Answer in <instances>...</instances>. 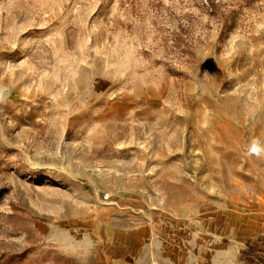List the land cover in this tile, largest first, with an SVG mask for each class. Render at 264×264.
<instances>
[{
	"label": "rangeland",
	"instance_id": "374dc122",
	"mask_svg": "<svg viewBox=\"0 0 264 264\" xmlns=\"http://www.w3.org/2000/svg\"><path fill=\"white\" fill-rule=\"evenodd\" d=\"M261 258L264 0H0V264Z\"/></svg>",
	"mask_w": 264,
	"mask_h": 264
},
{
	"label": "trees",
	"instance_id": "16d2710c",
	"mask_svg": "<svg viewBox=\"0 0 264 264\" xmlns=\"http://www.w3.org/2000/svg\"><path fill=\"white\" fill-rule=\"evenodd\" d=\"M252 248V247H251ZM252 250H253V248H252ZM262 259V261H261V264H264V258H261Z\"/></svg>",
	"mask_w": 264,
	"mask_h": 264
},
{
	"label": "snow or ice",
	"instance_id": "6c2138e0",
	"mask_svg": "<svg viewBox=\"0 0 264 264\" xmlns=\"http://www.w3.org/2000/svg\"><path fill=\"white\" fill-rule=\"evenodd\" d=\"M253 151H255V149H253Z\"/></svg>",
	"mask_w": 264,
	"mask_h": 264
}]
</instances>
